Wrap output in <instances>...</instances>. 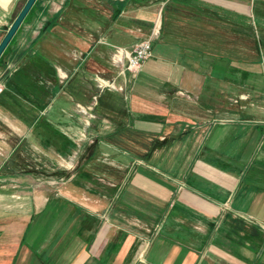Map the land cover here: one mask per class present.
I'll return each mask as SVG.
<instances>
[{"label": "crops", "instance_id": "obj_1", "mask_svg": "<svg viewBox=\"0 0 264 264\" xmlns=\"http://www.w3.org/2000/svg\"><path fill=\"white\" fill-rule=\"evenodd\" d=\"M262 41L245 0H37L0 59V264H264ZM30 151L66 177L26 194Z\"/></svg>", "mask_w": 264, "mask_h": 264}, {"label": "rangeland", "instance_id": "obj_2", "mask_svg": "<svg viewBox=\"0 0 264 264\" xmlns=\"http://www.w3.org/2000/svg\"><path fill=\"white\" fill-rule=\"evenodd\" d=\"M245 22L250 23L252 26L255 25L256 27H259L262 25L264 26V0H245ZM261 45L264 46V41L261 42ZM260 64L261 66H263V63H260ZM259 78H260V89L264 91L263 74H261ZM251 100H254V98L251 97ZM58 138L61 139V137H58ZM63 140L64 138H62V141H59L57 144L66 145V143H62ZM32 152L33 151H30V154L28 153V158L24 160L26 170L29 174L27 173L21 178L22 180H24V182L27 185L25 189L26 194L32 193V191L28 189L30 188L31 184H34L35 182L36 183L39 182L38 184H41L43 187H48L50 185V182L54 181L57 178V176L58 177L61 176V178L66 177V173L64 171L57 170V168L58 169L64 168L63 166H60V162H62L63 164H66L64 160H61L60 157H58L59 160L58 158L57 160H55V159L49 158L47 154L45 155V153H42L43 157L40 160H37L33 157ZM44 157H47V158H44ZM2 158H0V164H2V161L5 160V158L3 159ZM39 162H41V165L39 164ZM34 170H36V173L32 174Z\"/></svg>", "mask_w": 264, "mask_h": 264}, {"label": "built area", "instance_id": "obj_3", "mask_svg": "<svg viewBox=\"0 0 264 264\" xmlns=\"http://www.w3.org/2000/svg\"><path fill=\"white\" fill-rule=\"evenodd\" d=\"M153 49V37L142 39L132 48H116L115 60L122 61L126 59V67L132 72H137L146 60L151 56ZM4 85L0 81V93L4 90Z\"/></svg>", "mask_w": 264, "mask_h": 264}, {"label": "water", "instance_id": "obj_4", "mask_svg": "<svg viewBox=\"0 0 264 264\" xmlns=\"http://www.w3.org/2000/svg\"><path fill=\"white\" fill-rule=\"evenodd\" d=\"M36 2L37 0H26L13 22L6 31L0 35V59Z\"/></svg>", "mask_w": 264, "mask_h": 264}, {"label": "trees", "instance_id": "obj_5", "mask_svg": "<svg viewBox=\"0 0 264 264\" xmlns=\"http://www.w3.org/2000/svg\"><path fill=\"white\" fill-rule=\"evenodd\" d=\"M54 19L56 20V17ZM55 20H53V21H55Z\"/></svg>", "mask_w": 264, "mask_h": 264}]
</instances>
